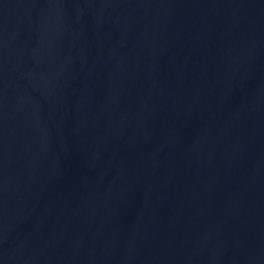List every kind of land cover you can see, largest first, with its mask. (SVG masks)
<instances>
[{
	"label": "water",
	"instance_id": "95a60500",
	"mask_svg": "<svg viewBox=\"0 0 264 264\" xmlns=\"http://www.w3.org/2000/svg\"><path fill=\"white\" fill-rule=\"evenodd\" d=\"M0 264H264V0H0Z\"/></svg>",
	"mask_w": 264,
	"mask_h": 264
}]
</instances>
